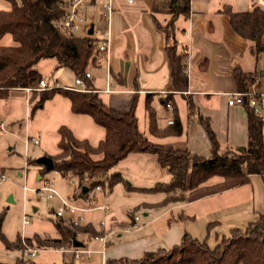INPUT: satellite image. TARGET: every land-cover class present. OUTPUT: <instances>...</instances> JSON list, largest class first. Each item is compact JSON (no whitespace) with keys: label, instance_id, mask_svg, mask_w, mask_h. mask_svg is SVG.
<instances>
[{"label":"crops","instance_id":"0c3cea01","mask_svg":"<svg viewBox=\"0 0 264 264\" xmlns=\"http://www.w3.org/2000/svg\"><path fill=\"white\" fill-rule=\"evenodd\" d=\"M104 1H87L83 14L92 33H88L89 28L80 33L99 39L103 31L110 32L109 77L102 65L105 67L102 88L94 85L99 93L107 94L105 100L102 99L121 112L138 101L145 108L149 100L156 119L155 131H151L147 118L148 139L153 142L209 155L211 142L198 122V116H202L209 120L220 145L244 146L247 141L246 109L244 105H228L227 97L228 93L238 90L233 75L237 67L252 73L253 79L247 85L255 80L256 89L264 91V51L254 57L250 50L252 42L232 30L227 11H247L254 4L264 9V0H189L188 14L175 16L172 26L177 51L185 54L187 86L183 91L172 85L169 58L164 48L161 26L167 14L163 17L154 10L153 0H113V12L108 20L102 15ZM95 7L97 14L93 12ZM89 80L92 82V76ZM109 84L112 88L107 91ZM15 90L21 91L27 100L28 112L30 92L25 88ZM148 93L151 95L146 99ZM167 99L172 102L171 111L164 107ZM261 113L264 119V105ZM175 116L181 123V133H163L173 123L168 120L173 121ZM36 166L37 169L41 167ZM113 169L121 174L122 180L110 190H96L107 194L105 205L109 209L102 212L108 215V227L98 229L91 223L86 224L97 234L103 233L94 235L101 239L102 247L89 256L83 253L77 261L71 251L59 250L71 254L74 264L83 259L91 260L95 254L100 255L101 264L107 259H137L147 251L171 248L180 243L184 233L213 247L222 237L229 236L233 228L243 230L264 215V179L259 174L249 175L244 184L190 202L161 205L164 192L145 190L170 179L169 172L159 165L154 154L130 152ZM75 189L68 198L72 202L85 199L74 196ZM54 209L51 208L53 214ZM138 210L146 218H139L138 226L124 231ZM82 233L89 232H79L73 239L77 245L72 241L67 249L84 248Z\"/></svg>","mask_w":264,"mask_h":264},{"label":"trees","instance_id":"16d2710c","mask_svg":"<svg viewBox=\"0 0 264 264\" xmlns=\"http://www.w3.org/2000/svg\"><path fill=\"white\" fill-rule=\"evenodd\" d=\"M5 1L9 2L10 8L0 10V39L9 34L13 43L0 44V98L6 97L11 89L29 87L32 89L29 101H35L32 112L41 107L46 99L60 93L68 98L72 113L91 116L104 130L103 137L92 145L86 138L76 137L65 125L57 129V152L48 155L53 161L50 170L62 176H71L76 180L80 192L83 186L88 187L78 196L87 198L95 186L110 190L121 181V174L113 168L130 152L154 154L159 165L169 172L167 182H157L153 187L145 188L165 193L161 205L190 202L224 191L246 183L251 174H259L264 179V119L257 116L247 102L244 103L247 120V141L244 146L220 145L209 120L202 116H198V122L209 136V155L153 142L138 128L134 105L124 112L110 107L85 76L88 67L95 65L98 39L79 33L66 34L55 24L65 11L63 0ZM178 2L168 0L169 9L172 8L171 18L169 23L161 26V30L165 36L164 48L169 58L172 85L176 90L183 91L187 86L185 54L177 51L172 26L175 16L187 15L190 7L189 0ZM227 13L232 30L252 42L250 50L257 58L264 51V9L254 4L247 11L228 10ZM43 58H54L55 70L66 67L74 75L82 76L88 90L76 91L59 86L36 89L43 78L35 65ZM233 75L238 90H245L247 82L253 79L251 72L239 67L235 68ZM150 95L146 94V99ZM189 108L192 112L191 104ZM145 110L148 128L155 131L156 119L149 100H146ZM163 133H181V123L176 116ZM30 164L41 165L38 171L40 178L49 171L36 159L27 158V165ZM2 217L0 215V227ZM53 224L57 236L46 239L49 245L71 244L79 232L96 233L89 225L70 222L67 227L63 217H55ZM0 239L7 249L21 248L19 236L14 241H8L0 230ZM26 239L31 240L30 237ZM24 260L14 263L0 261V264H40ZM59 264L74 262L62 261ZM104 264H264V215L250 222L243 230L233 228L229 236L222 237L213 247L204 240L184 233L180 243L169 249L147 251L137 259H107Z\"/></svg>","mask_w":264,"mask_h":264},{"label":"rangeland","instance_id":"374dc122","mask_svg":"<svg viewBox=\"0 0 264 264\" xmlns=\"http://www.w3.org/2000/svg\"><path fill=\"white\" fill-rule=\"evenodd\" d=\"M154 9L159 11L161 16H166L164 25L169 23L171 18L172 8L169 9L168 0H153ZM181 3V0H178ZM10 8L8 1L0 0V10ZM93 12L98 13V8L95 7ZM13 43L12 37L9 34L4 35L0 39V44L10 45ZM56 61L54 58H43L39 60L35 68L41 73L42 78L49 83V86L62 87L65 84L73 81L75 75L68 68L54 69ZM104 66V65H103ZM104 68L88 67L87 71L92 76V87L96 90L102 88ZM95 85V87H94ZM88 88V86H87ZM101 99L105 100L107 94L99 93ZM103 100V101H104ZM27 100L23 97L19 90H9L8 95L0 98V122L3 123L4 129H0V172L6 176L5 180L0 183V215H3L0 230L8 241H14L16 237L20 238L21 234L25 237H30L31 240L25 242L29 247H39L41 250L35 257L30 258V262L40 264H59L64 261H73L69 253L63 254L61 247L67 248L69 243L57 245H49L46 239L56 236L55 227L53 224V213L51 208L55 207L59 201L38 199L36 194L31 190L41 185L42 181L37 179V166L34 164L27 165V158L37 159L43 155H53L57 152V141L59 135L57 129L61 125H65L78 138H86L90 144L96 145L104 130L101 126L93 122L89 116L76 115L71 112L70 104L67 97L60 93L54 94L51 98L46 99L41 107L36 108L31 112L35 101H31L26 109ZM108 104V103H107ZM135 114L138 118V125L141 130L147 132V114L144 104L138 101L135 104ZM27 119V128L24 127V122ZM34 136L39 140L38 144H29L25 149V135ZM52 182L54 189L62 196L68 198L75 189L74 196H78L80 189L76 180L71 176H62L55 170L46 171L43 176ZM26 187V188H24ZM94 194L95 201L88 202V199L74 201V205L79 208L74 217L82 215L84 221L81 225L91 223L98 229L108 227V215L102 212L98 207L105 204V197L100 191L94 188L89 191L87 198ZM86 198V197H85ZM26 214L29 217L30 223L25 228H22V216ZM142 220L146 216L142 215V211L135 212ZM148 218V217H147ZM73 220V219H72ZM64 224L69 227L71 219L63 218ZM103 221L104 225L100 222ZM119 229V228H117ZM124 231H127L125 228ZM44 233V234H43ZM100 234L82 233L81 240L84 243V248L91 250H99L102 247V241L96 236ZM96 235V236H94ZM50 236V237H49ZM39 238V241L35 239ZM113 240V237L110 238ZM13 250V249H12ZM10 249L5 248L3 241L0 239V261L14 263L15 261H26L24 259H15V256H9ZM100 255H93L91 260H80L76 264H101Z\"/></svg>","mask_w":264,"mask_h":264},{"label":"built area","instance_id":"2783aa9c","mask_svg":"<svg viewBox=\"0 0 264 264\" xmlns=\"http://www.w3.org/2000/svg\"><path fill=\"white\" fill-rule=\"evenodd\" d=\"M89 0H63L62 6L65 8L63 16L55 22V24L66 34H80L81 32H86L89 28V24L85 22V17L83 14V7ZM128 2H132L133 0H127ZM113 12V0H105L102 3V15L110 19ZM90 37L89 35H86ZM109 36L110 32L105 30L102 32V36L97 41V48H96V55H95V64L96 65H105L107 72L106 76L109 77ZM85 76L89 78L90 72H86ZM52 87H58L56 86ZM64 88H69L76 91H86L88 90L85 79L82 76L75 75L71 85H64ZM51 88L49 83L46 82L44 79L39 81L38 86L36 89L43 90ZM112 88V85L109 84V87L106 88L107 91ZM26 91L31 92V88L26 87ZM167 93H164L166 96ZM247 102L249 106L253 107L254 113L262 117L261 107L264 105V91H258L256 89V81H250L247 85L245 90H235L233 92L228 93L227 97V104L228 105H244ZM164 107L171 111L173 106L172 102L167 99L164 101ZM28 114V112H27ZM172 119L168 120V123H172ZM25 129L27 128V119L24 122ZM0 129H4V125L0 122ZM39 140L34 136L25 135L24 143L25 149L29 144H38ZM27 164V163H26ZM6 176L3 172H0V183L5 180ZM42 183L36 188H32L31 190L36 194L38 199L44 200H52L57 198L59 200L58 204L55 206L54 215L55 217H63L71 219L73 224H80L84 221V217L79 215L78 217H74L79 208H77L74 203L66 197H62L53 187V184L48 179H42ZM26 188V187H24ZM95 190H99V186L94 187ZM95 201V195L92 194L88 197V202L92 203ZM101 210H108V205H101L98 207ZM73 219V220H72ZM30 220L29 217L24 213L22 216V228H25L29 225ZM101 225H104L103 221L100 222ZM139 225V217L138 215L133 216V220L131 223H128L124 228L129 230L133 227ZM25 236L21 234V242L23 246L16 250H11L9 252V256H15V259H29L36 256L38 252L44 250L39 247H29L25 242ZM60 250L62 251H71L73 253L74 260L77 261L83 253L87 254L88 256L92 253L91 250L81 249V248H72L67 249L61 247Z\"/></svg>","mask_w":264,"mask_h":264},{"label":"water","instance_id":"95a60500","mask_svg":"<svg viewBox=\"0 0 264 264\" xmlns=\"http://www.w3.org/2000/svg\"><path fill=\"white\" fill-rule=\"evenodd\" d=\"M88 33L91 34L92 33V27L89 28ZM36 161L38 163H41L42 165H44V167L46 168V170H50L53 167V161L52 158L48 155H41L39 156ZM39 177V175L37 176V178ZM88 190L87 186H83L82 187V192H86ZM74 245H77V243L75 241H73Z\"/></svg>","mask_w":264,"mask_h":264}]
</instances>
